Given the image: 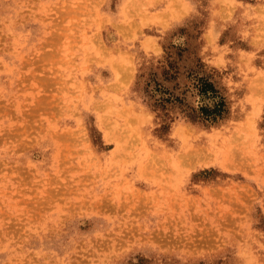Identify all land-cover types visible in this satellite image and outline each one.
Listing matches in <instances>:
<instances>
[{"label": "rangeland", "instance_id": "rangeland-1", "mask_svg": "<svg viewBox=\"0 0 264 264\" xmlns=\"http://www.w3.org/2000/svg\"><path fill=\"white\" fill-rule=\"evenodd\" d=\"M0 264H264V0H0Z\"/></svg>", "mask_w": 264, "mask_h": 264}, {"label": "trees", "instance_id": "trees-1", "mask_svg": "<svg viewBox=\"0 0 264 264\" xmlns=\"http://www.w3.org/2000/svg\"><path fill=\"white\" fill-rule=\"evenodd\" d=\"M201 113L203 114L204 118L208 120V118L211 116V114H216L217 109H214L212 111L206 110V109H200ZM213 120V118H212Z\"/></svg>", "mask_w": 264, "mask_h": 264}]
</instances>
